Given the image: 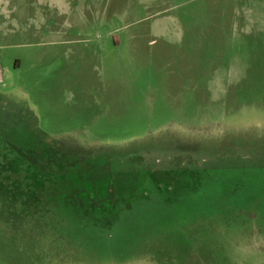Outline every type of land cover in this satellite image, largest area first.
<instances>
[{"label":"rangeland","instance_id":"1","mask_svg":"<svg viewBox=\"0 0 264 264\" xmlns=\"http://www.w3.org/2000/svg\"><path fill=\"white\" fill-rule=\"evenodd\" d=\"M0 69V264H264V0H0ZM28 128L111 177L219 181L85 199L11 159Z\"/></svg>","mask_w":264,"mask_h":264},{"label":"flooded vegetation","instance_id":"2","mask_svg":"<svg viewBox=\"0 0 264 264\" xmlns=\"http://www.w3.org/2000/svg\"><path fill=\"white\" fill-rule=\"evenodd\" d=\"M29 131L32 133L25 132L23 138H25L26 141L29 139L37 140L41 146L52 150L54 155L53 163L55 165L63 163L68 166H75L76 164L89 166L90 163L87 162V154L82 156L78 153V151L76 152L71 147H66L61 145V143L55 144L51 143L52 141H46L47 137L44 136L45 133L42 131L35 132L33 129H29ZM196 149L197 147L194 146V144L190 145L188 148H185L186 151H192ZM194 166L197 168L193 166L190 167L188 165H171L166 167H157L154 169L150 168L143 171L142 173L134 172L129 175H120L119 178L121 177L123 181L128 179L125 184V187L128 190L125 191L124 194L127 196L130 195V198L132 199H138L136 201L140 203H144L153 197L165 198L166 196H171L175 198H181L183 195L188 193H199V191L202 189V186L208 183L210 178H212L214 181H219L217 179L218 175L216 173L212 176L207 174L208 171L206 169V165L203 167L199 165ZM189 183H191L190 186H188ZM133 188H136V190H133ZM89 208L91 209V207Z\"/></svg>","mask_w":264,"mask_h":264},{"label":"trees","instance_id":"3","mask_svg":"<svg viewBox=\"0 0 264 264\" xmlns=\"http://www.w3.org/2000/svg\"><path fill=\"white\" fill-rule=\"evenodd\" d=\"M1 137V136H0ZM4 141V138L1 137L0 144L2 145V142ZM33 139H29L27 147L25 148L24 144H26V139L22 138L20 139L18 144L20 143L21 146H13L14 154L15 156L11 159L13 160H22L20 165L23 167L25 166L22 162L27 161L26 167L29 169L32 166H35V162H42L43 168H44V174L45 175H55L58 174L59 176H73L76 177L73 184L75 186V192H81L85 196L84 198L92 199L91 194H94L95 199H98L100 201V198H110L112 197L107 187H112L114 179L118 178L119 176H115V178L107 172L106 168H97L94 165V168H90L88 165H78L75 166H68L63 163L55 165L53 163L54 155L52 150L43 147L35 140L32 142ZM10 144L14 145L13 142H10ZM30 144V145H29ZM36 144V145H35ZM29 145V147H28ZM34 149H38L36 152ZM5 159H10L8 154L3 155ZM35 159V161H34ZM104 179V180H103ZM105 181V191L104 193H100L99 189H97V186H99L98 181ZM128 181V179H126ZM80 189V190H77ZM124 195L119 194V198H123ZM83 203V202H82ZM84 204V203H83ZM82 204V205H83ZM108 206V205H107ZM109 207V206H108Z\"/></svg>","mask_w":264,"mask_h":264},{"label":"water","instance_id":"4","mask_svg":"<svg viewBox=\"0 0 264 264\" xmlns=\"http://www.w3.org/2000/svg\"><path fill=\"white\" fill-rule=\"evenodd\" d=\"M3 80V77H2V71L0 69V82Z\"/></svg>","mask_w":264,"mask_h":264}]
</instances>
